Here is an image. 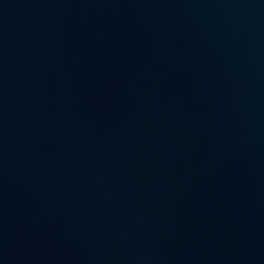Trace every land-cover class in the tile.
I'll return each mask as SVG.
<instances>
[{
    "label": "water",
    "instance_id": "water-1",
    "mask_svg": "<svg viewBox=\"0 0 264 264\" xmlns=\"http://www.w3.org/2000/svg\"><path fill=\"white\" fill-rule=\"evenodd\" d=\"M0 264H264V0H0Z\"/></svg>",
    "mask_w": 264,
    "mask_h": 264
}]
</instances>
